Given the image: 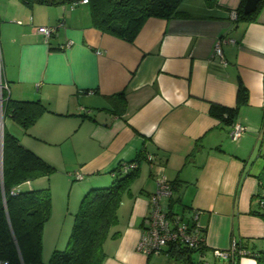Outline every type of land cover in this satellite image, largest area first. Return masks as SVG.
<instances>
[{
    "label": "crops",
    "instance_id": "0c3cea01",
    "mask_svg": "<svg viewBox=\"0 0 264 264\" xmlns=\"http://www.w3.org/2000/svg\"><path fill=\"white\" fill-rule=\"evenodd\" d=\"M209 1L184 0L182 16L150 18L129 43L94 28L88 4L0 0L5 98L41 101L49 110L28 130L10 117L3 126L55 169L22 185L51 189L52 218L66 223L53 252L63 249L85 195L111 186L118 167L139 158L140 174L120 205L103 264L197 259L196 252L188 257L170 247L159 257L137 251L159 174L174 186L173 213L201 212L210 264L221 261L214 251L227 252L234 239L264 252V222L252 214L264 169V8L256 21H242V0ZM56 25L63 27L49 41L37 33ZM223 38L226 65L213 56ZM240 82L250 97L238 123L248 131L234 142L230 126L210 111L213 104L236 108ZM238 263L257 264L251 257Z\"/></svg>",
    "mask_w": 264,
    "mask_h": 264
},
{
    "label": "trees",
    "instance_id": "16d2710c",
    "mask_svg": "<svg viewBox=\"0 0 264 264\" xmlns=\"http://www.w3.org/2000/svg\"><path fill=\"white\" fill-rule=\"evenodd\" d=\"M21 1L29 5L40 3L72 6L82 0ZM183 2L184 0H89L88 6L94 28L103 34L134 43L150 18L171 20L182 16L180 6ZM207 2L210 4L209 0ZM245 3L246 0L241 1L237 19L256 21L264 8V0H260L257 11L249 15L244 14ZM238 92L236 108H225L215 104L211 107V115L217 117L224 125L231 126L238 122L241 110L249 105L250 95L242 82ZM4 102L5 119L12 118L25 130L30 129L49 111L41 101H14L7 96ZM3 139L4 180L3 184L0 180V260L7 264H103L106 259L104 244L112 237L111 230L119 223L120 205L123 199L130 195L131 186L140 174V158L133 162L137 164V168L129 172L124 166H119L111 186L96 188L85 195L74 217L66 249L54 251L49 263H44L43 232L53 213L51 189L46 187L24 190L22 185L39 178L50 177L55 169L33 151L26 149L18 138L5 130ZM257 177L260 184V192L257 195L258 208L252 214L258 215L264 222V169ZM238 248L240 251L244 249L248 251L250 255L246 257L253 258L257 264H264V252L249 251L241 243ZM171 252L180 255L186 253L188 257L195 253L178 245H171ZM241 258L243 257L240 252H237L228 260L229 264H239Z\"/></svg>",
    "mask_w": 264,
    "mask_h": 264
},
{
    "label": "built area",
    "instance_id": "2783aa9c",
    "mask_svg": "<svg viewBox=\"0 0 264 264\" xmlns=\"http://www.w3.org/2000/svg\"><path fill=\"white\" fill-rule=\"evenodd\" d=\"M88 3L89 0H82L79 3H74L72 6L75 7L79 4L87 5ZM61 27L63 26H40L37 33H40L47 41H49L51 36ZM226 41V38L217 41L213 55L223 65L227 64L225 56L223 55V43ZM228 42L232 41L228 40ZM71 45L72 42H69L64 47L70 48ZM5 92H10V89L4 81L3 65L1 64L0 58V120L2 123L5 119ZM230 129V139L234 142H238V140L248 131V128L244 127L240 122L231 125ZM151 160L152 158L150 157V161ZM135 168H137L136 163H130V165L125 166V170L128 172ZM76 178L78 179L79 176H76L75 179ZM155 181L157 183V188L155 194L151 197L152 210L145 219L144 232L138 241L137 251L145 256L159 257V255H162L171 245H178L198 254V257L193 264H210L207 261L205 254L201 252L207 247L205 234L206 228H204L201 221V212L196 209H188L181 213H173L170 205V201L174 197L173 184L167 180L163 174H159ZM238 245L239 242L234 239L231 248L227 252L214 251L215 258L230 260L237 252H240L242 257L250 255L245 249L240 251ZM0 264L7 263L0 260Z\"/></svg>",
    "mask_w": 264,
    "mask_h": 264
},
{
    "label": "rangeland",
    "instance_id": "374dc122",
    "mask_svg": "<svg viewBox=\"0 0 264 264\" xmlns=\"http://www.w3.org/2000/svg\"><path fill=\"white\" fill-rule=\"evenodd\" d=\"M6 121H7V119H4V124ZM4 129H5V127H4ZM39 179H42V178H39ZM39 179H36L35 181H38ZM23 189H26V187L23 186ZM52 207H53V198H52ZM52 215H53V213H52ZM52 215H51V218L47 221V224L45 226L46 230H45V234H44L45 235L44 236V238H45L44 247H46V249H47L48 248L47 246L49 245V247H51V250L48 252L47 255H44V254L42 255V259H43L44 263H49L50 257L53 254V250L55 248L54 242L56 241L58 236H60L59 233L61 234L62 229H63V227L61 228V226H63V224L66 225V223L64 222V220H62V218L59 219L58 224H55V221H54L55 219L52 218ZM72 227H71V225L69 226V231H68L69 236H68L67 240L65 241V244L63 245L64 246L63 249L61 248L60 250L66 249V247H67L66 244H67V242L71 236ZM66 237H67V235H66ZM60 250H57V251H60ZM43 253H44V251H43ZM222 260L223 259H221V261L218 264H229L228 260H223V261Z\"/></svg>",
    "mask_w": 264,
    "mask_h": 264
},
{
    "label": "water",
    "instance_id": "95a60500",
    "mask_svg": "<svg viewBox=\"0 0 264 264\" xmlns=\"http://www.w3.org/2000/svg\"><path fill=\"white\" fill-rule=\"evenodd\" d=\"M259 1L260 0H246V3L244 5L245 6L244 7V14L249 15V14L255 13L258 9ZM3 135H4V126L0 120V139H1V142H0V180H1L2 184H3V180H4V175H3L4 139H3Z\"/></svg>",
    "mask_w": 264,
    "mask_h": 264
},
{
    "label": "clouds",
    "instance_id": "9594fccd",
    "mask_svg": "<svg viewBox=\"0 0 264 264\" xmlns=\"http://www.w3.org/2000/svg\"><path fill=\"white\" fill-rule=\"evenodd\" d=\"M4 122V121H3Z\"/></svg>",
    "mask_w": 264,
    "mask_h": 264
}]
</instances>
